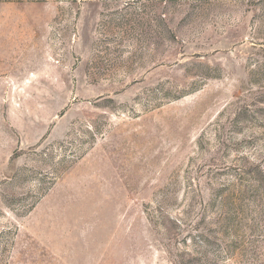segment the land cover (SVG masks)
I'll list each match as a JSON object with an SVG mask.
<instances>
[{"label": "rangeland", "instance_id": "374dc122", "mask_svg": "<svg viewBox=\"0 0 264 264\" xmlns=\"http://www.w3.org/2000/svg\"><path fill=\"white\" fill-rule=\"evenodd\" d=\"M0 264H264V0H0Z\"/></svg>", "mask_w": 264, "mask_h": 264}, {"label": "trees", "instance_id": "16d2710c", "mask_svg": "<svg viewBox=\"0 0 264 264\" xmlns=\"http://www.w3.org/2000/svg\"><path fill=\"white\" fill-rule=\"evenodd\" d=\"M47 0H38V2H46Z\"/></svg>", "mask_w": 264, "mask_h": 264}]
</instances>
